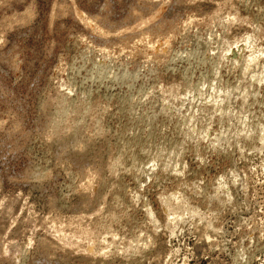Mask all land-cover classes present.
Instances as JSON below:
<instances>
[{
    "label": "rangeland",
    "instance_id": "374dc122",
    "mask_svg": "<svg viewBox=\"0 0 264 264\" xmlns=\"http://www.w3.org/2000/svg\"><path fill=\"white\" fill-rule=\"evenodd\" d=\"M263 48L264 0H0V264H264Z\"/></svg>",
    "mask_w": 264,
    "mask_h": 264
},
{
    "label": "bare ground",
    "instance_id": "6f19581e",
    "mask_svg": "<svg viewBox=\"0 0 264 264\" xmlns=\"http://www.w3.org/2000/svg\"><path fill=\"white\" fill-rule=\"evenodd\" d=\"M160 3H161V2H160ZM154 6H155V5H154ZM152 12H153V11H152ZM152 12H151V13H152ZM31 14H32V13H31ZM14 16H15V15H14ZM16 16H17V15H16ZM30 17H31V16H30ZM236 17H237V16H235V18H236ZM15 18H16V17H15ZM17 18H18V17H17ZM90 18H91V19L94 18V19H92V20H93V21H94V20L96 21V18H95V17H90ZM90 18H89V21H91ZM141 18H142V17H141ZM22 19H23V18H22ZM139 19H140V18H139ZM19 20H20V19H19ZM140 20H141V19H140ZM188 20H189V19H188ZM190 20H191V19H190ZM148 21H149V19H148ZM144 22H145V21H143V23H144ZM146 22H147V21H146ZM143 23H142V24H143ZM185 23H186V22H185ZM145 24H146V23H145ZM155 25H156V24H155ZM187 25H188V24H187ZM101 27H102V26H101ZM103 27H104V26H103ZM104 28H105V27H104ZM104 28H103V30H105ZM143 28H144V27H143ZM141 29H142V28H141ZM145 29H146V28H145ZM147 29H148V28H147ZM152 29H153V28H152ZM152 29H149V30H152ZM110 30H112V29H110ZM110 30H108V31H110ZM149 30H148V32H149ZM105 31H106V30H105ZM137 31H138V30H137ZM112 32H113V30H112ZM134 32H135V31H134ZM138 32H139V31H138ZM148 32H147L146 30L143 29V31H140L139 33H136V34L134 33V36H133V37H135L134 39H136V40H134V39H133V40L136 41V42H134V41H133V42H134L135 44H137L138 42H141V44H142V42H143V43L146 42V40L149 39V38H147ZM103 33H104V32H103ZM108 33H109V32H108ZM108 33H107V34H108ZM118 33H119V32H118ZM118 33H116V34H118ZM99 34H100V33H99ZM101 34H102V33H101ZM112 34H114V33H112ZM130 34H131V33H130ZM149 34H150V33H149ZM158 34H159V33H158ZM119 35H121V33H120ZM105 36H106V35H105ZM131 36H132V35H131ZM250 36H251V35H249V36L247 37V40L250 38ZM124 37H125V36H124ZM129 37H130V36H129ZM148 37H149V36H148ZM203 37H204V36H203ZM205 37H206V36H205ZM121 38H122V37H121ZM125 38H126V37H125ZM125 38H124V39H125ZM131 38H132V37H131ZM200 39H201V38H200ZM144 40H145V41H144ZM158 40H159V39H158ZM195 40H196V39H195ZM206 40H207V39H206ZM206 40H204V39H203V41L200 40L199 48H201V47H202V48H205V47L208 45V44H206L208 40H207V41H206ZM156 41H157V40H156ZM151 42H152V41H151ZM196 42H197V40H196ZM119 43H120V42H119ZM193 43H194V42H193ZM116 44H117V43H116ZM146 44H147V43H146ZM148 44H150V43H148ZM205 44H206V46L204 47ZM110 45H111V44H110ZM155 45H156V43H153V44L151 43V47H149V48L152 49L153 46L155 47ZM104 47H105V46H104ZM104 47H103V48H104ZM131 47H132V46H131ZM197 47H198V46H197ZM100 48H101V47H100ZM100 48H99V49H100ZM132 48H133V47H132ZM107 49H108V48H107ZM192 49H193V48H192ZM104 50H105V49H104ZM123 50H124V49H123ZM106 51H107V50H106ZM124 51H125V50H124ZM189 52H190V51H189ZM260 52L264 55V48H263V49H260ZM191 53H192V50H191ZM194 53H195V52H194ZM152 54H153V53H152ZM154 54H155V53H154ZM106 55H107V54H106ZM167 59H168V58H167ZM254 59H255V58H254ZM97 60H98V59H97ZM101 62H102V61H101ZM116 62H117V61H116ZM149 62H150V61H149ZM115 64H116V63H115ZM106 68H107V67H106ZM126 73H127V72H126ZM127 74H128V73H127ZM127 74H126V75H127ZM102 75H103V73H102ZM128 76H129V74H128ZM93 78H94V77H93ZM96 98H97V97H96ZM93 100H95V99H93ZM99 100H100V99H99ZM99 100H98V101H99ZM96 102H97V101H96ZM50 103H51V102H50ZM44 105H45V104H44ZM93 106H94V105H93ZM93 106H92V107H93ZM92 107H91V104H85V103L81 104V106L76 107L74 104L71 103V101H66L65 103H60V104L58 105V110H61V112H62V110H68V111L73 112V114L77 116V114H80V113H82V114H86L87 112H88V113H87V115H88L89 112L93 111V110H92ZM50 108H51V107H50ZM93 108H94V107H93ZM45 109H46V108H45ZM54 110H56V109H54ZM50 113H51V112H50ZM90 114H91V113H90ZM94 114H95V112L93 111V114H92V115H94ZM50 116H51V115H50ZM78 116H79V115H78ZM78 116H77V117H78ZM77 117H76V118H77ZM74 118H75V117H74ZM87 118H88V117H87ZM77 120H79V118H78ZM51 121H52V122H51ZM51 121H50V122H51L53 125H55V124L57 123V122L55 123V118L53 117V115H52V117H51ZM70 121H71V120H70ZM74 121H75V120H74ZM86 122H87V121H86ZM51 123H50V124H51ZM74 123H76V124H75L76 126L73 125ZM74 123H71V125H73V127H76V128H75L76 131H77V129H80V130H81V127H80V124H79L80 122L78 123V122L76 121V122H74ZM90 124H92V123H90ZM56 125H58V124H56ZM60 125H61V124H60ZM69 125H70V124H69ZM69 125H68V127H70ZM82 125H83V124H82ZM82 125H81V126H82ZM88 125H89V124H88ZM83 126H84V125H83ZM53 127H54V126H53ZM63 127H64V126H63ZM63 127H62V128H63ZM49 128H50V127H49ZM56 128H57V126H56ZM58 128L60 129L59 126H58ZM58 128H57V129H58ZM71 128H72V127H71ZM59 129H58V130H59ZM84 129H85V128H84ZM51 130H52V129H51ZM58 130H57V132H58ZM72 130H73V129H72ZM80 130H79V131H80ZM59 131H60V130H59ZM61 131H62V130H61ZM61 131H60V132H61ZM66 131H67V130H66ZM74 131H75V130H73V132H74ZM60 132H59V133H60ZM63 132H64V131H63ZM80 132H81V131H80ZM46 134H47V132H46ZM55 134H56V133H55ZM77 134H78V132H77ZM83 135H84V134H83ZM64 136H65V135H64ZM44 137H45V136H44ZM58 137H59V136H58ZM58 137H57V138H58ZM61 137H62V136H61ZM76 137H77V136H75V138H76ZM78 137H79V136H78ZM82 138H83V137H82ZM86 139H87V138H86ZM67 140H68V139H67ZM72 140H73V139H72ZM78 140H79V139H78ZM91 140H92V139H91ZM61 141H62V140H61ZM74 141H75V140H74ZM80 141H81V140H80ZM84 141H85V140H84ZM51 142H52V141H51ZM63 142H64V140H63ZM56 143H57V142H56ZM78 143H79V142H78ZM93 143H94V142H93ZM65 144H66V142H65ZM90 144H91V143H90ZM61 145L64 146L63 144H61ZM66 146H67V145H66ZM59 147H60V146H59ZM59 147H58V148H59ZM70 147H71V146H70ZM63 148H64V147H63ZM85 149H86V148H85ZM89 149H90V148H89ZM65 150H66V149H65ZM68 153H69V152H68ZM73 153H74V152H73ZM66 155H67V154H66ZM77 156H78V155H77ZM82 157H83V156H82ZM98 161H99V160H98ZM94 162H95V161H94ZM118 162H119V160H118ZM95 168H96V167H95ZM110 168H111V167H109V169H110ZM112 169H113V168H112ZM40 171H41V170H40ZM81 171H82V170H81ZM81 171H80V172H81ZM99 172H100V171H99ZM45 174H46V173H45ZM83 174H84V173H83ZM87 176H88V175H87ZM83 177H84V176H83ZM100 179H101V178H100ZM82 180H83V179H82ZM88 180H89V179H88ZM90 181H91V180H90ZM104 181H105V180H104ZM97 183H98V182H97ZM105 183H106V182H105ZM100 184H101V183H100ZM79 185H80V184H79ZM104 186H105V185H104ZM84 188H85V187H84ZM87 190H88V189H87ZM87 190H86V191H87ZM88 192H89V191H88ZM97 193H98V192H97ZM97 193H96V194H97ZM116 193H117V192H116ZM79 194H80V193H79ZM100 194H101V193H100ZM87 195H88V194H87ZM120 195H121V194H120ZM125 196H126V195H125ZM120 197H121V196H120ZM125 198H126V197H125ZM3 200H4V199H3ZM3 200H2V201H3ZM94 200H95V199H94ZM122 200H123L122 202L124 203V197H122ZM125 200H126V199H125ZM125 202H126V201H125ZM88 204H89V203H88ZM81 205H82V204H81ZM109 206H110V205H109ZM111 206H112V205H111ZM180 206H181V204L177 202V204H176L175 206H173V207L168 211V212H169L168 214H170V215H176V214H178V215H179V213H178V209L180 208ZM113 207H114V206H113ZM109 208H110V207H109ZM111 209H113V208L111 207ZM115 209H116V208H115ZM148 211H149V210H148ZM119 212H120V210H117L116 213L113 214L112 216H114V215L117 216V214H119ZM151 212H152V211H151ZM81 213H82V212H81ZM119 215H120V214H119ZM79 217H80V216H79ZM110 217H111V216H110ZM176 217H177V216H175L174 218H176ZM83 218H85V217L83 216ZM124 218H125V217H124ZM127 219H128V218H127ZM131 219H132V218H131ZM86 220H87V219H86ZM71 221H72V220H70V222H71ZM77 221H79V220H77ZM89 221H90V220H89ZM130 221H131V220H130ZM55 222L58 223V221H55ZM68 222H69V221H68ZM74 222H75V221H74ZM95 222H96V221H95ZM112 222H113V221H112ZM125 222H126V221H125ZM108 223H110V220H109V219H107V220L104 222V224H107L108 227H109L110 224H108ZM129 223H130V222H129ZM54 224H55V223H54ZM74 224H75V223H74ZM112 224H113V223H112ZM76 225H77V224H76ZM76 225H75V226H76ZM58 226H59V225H58ZM62 226H63V225H62ZM77 226H79V225H77ZM110 226H111V225H110ZM105 227H107V226H105ZM73 228H75V227H73ZM75 229H76V228H75ZM62 230H64V229H62ZM52 231H53V230H52ZM57 231H58V229H57ZM65 231H66V229H65ZM73 231H74V230H73ZM59 232H60V230H59ZM61 233H63V232H60V234H61ZM64 233H65V232H64ZM72 233H73V232H72ZM115 233H116V232H115ZM68 234H70V233H68ZM73 234H74V233H73ZM61 235H62V234H61ZM66 236H67V235H66ZM104 236H105V235H104ZM54 237H55V236H54ZM62 237H63V235H62ZM64 237H65V235H64ZM127 237H128V236H127ZM127 237H126V238H127ZM138 238H139V237H138ZM53 239H54V238H53ZM81 239H82V238H81ZM139 239H140V238H139ZM2 240H3V239H2ZM85 241H86V240H85ZM129 241H130V240H129ZM132 241H133V240H132ZM12 242H13V241H12ZM51 242H52V241H51ZM138 242H139V241H138ZM42 243H43V242H42ZM42 243H41V244H42ZM10 244H11V243H10ZM43 244H45V242H44ZM47 244H48V243H47ZM65 244H66V243H65ZM138 245H139V244H138ZM49 246H50V245H49ZM58 246H59V245H58ZM48 248H49V247H48ZM65 248H66V247H65ZM4 249H5V248H4ZM12 249H13V248H12ZM122 249H123V248H122ZM134 249H135V248H134ZM136 249H137V248H136ZM130 250H131V249H130ZM3 251H4V250H3ZM13 252H15V251H13ZM47 252H48V251H47ZM47 252H46V253H47ZM71 252H72V251H71ZM0 253H1V252H0ZM4 253H5V252H4ZM49 253H50V252H49ZM49 253H48V254H49ZM51 254H52V253H51ZM5 255H6V254H5ZM50 257H51V256H50ZM132 260H133V259H132ZM89 263H90V262H89ZM89 263H88V264H89Z\"/></svg>",
    "mask_w": 264,
    "mask_h": 264
}]
</instances>
